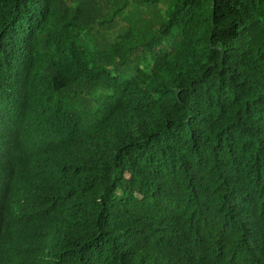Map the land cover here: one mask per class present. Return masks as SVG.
<instances>
[{"label": "trees", "instance_id": "obj_1", "mask_svg": "<svg viewBox=\"0 0 264 264\" xmlns=\"http://www.w3.org/2000/svg\"><path fill=\"white\" fill-rule=\"evenodd\" d=\"M0 264H264V0H0Z\"/></svg>", "mask_w": 264, "mask_h": 264}]
</instances>
